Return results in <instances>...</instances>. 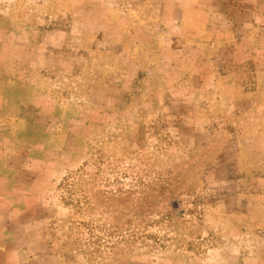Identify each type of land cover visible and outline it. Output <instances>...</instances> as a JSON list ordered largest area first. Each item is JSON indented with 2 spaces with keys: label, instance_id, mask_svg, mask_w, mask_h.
I'll list each match as a JSON object with an SVG mask.
<instances>
[{
  "label": "rangeland",
  "instance_id": "obj_1",
  "mask_svg": "<svg viewBox=\"0 0 264 264\" xmlns=\"http://www.w3.org/2000/svg\"><path fill=\"white\" fill-rule=\"evenodd\" d=\"M211 4L217 10L214 26L221 28L220 17L233 23L228 49L220 52L225 80L231 78L227 72L234 69L232 62L246 57L233 56L235 52L252 51L263 68L264 0ZM40 8L34 4L33 15H40ZM24 9L15 13L22 15ZM224 26L231 27L225 21ZM248 68L235 75L243 81L241 87L231 85L229 91L264 96V73H256L253 65ZM101 72L75 70L63 80L58 102L62 115L83 113L91 102L104 107L103 87L87 84ZM11 89L8 93L17 99L31 94L22 87ZM91 90L97 98L89 101ZM38 103L48 105L41 99ZM19 105L11 110L21 114L16 121L24 130V115L34 120V111ZM116 106L119 115L84 117L81 126L75 118H65L63 127L54 128L50 119L37 117V125L48 126L15 135L13 175L0 183V192L18 195V205L32 210L30 226L22 229L24 264H42L41 258L45 264H181L220 242L222 216L229 217L224 213L230 207L226 195L234 189V130L253 123L261 112L259 102L239 101L235 119H214L208 132L199 119L189 118L200 110L194 100L158 108L142 102ZM5 170L11 171L2 167L0 174ZM72 183L81 206L65 203L66 186Z\"/></svg>",
  "mask_w": 264,
  "mask_h": 264
},
{
  "label": "crops",
  "instance_id": "obj_2",
  "mask_svg": "<svg viewBox=\"0 0 264 264\" xmlns=\"http://www.w3.org/2000/svg\"><path fill=\"white\" fill-rule=\"evenodd\" d=\"M3 1L0 170L10 167L11 171L0 174V183L13 175L15 135L48 126L37 125V117L50 119L54 128L63 127L65 118H75L81 126L86 117L119 115L116 103L142 102L158 108L194 100L200 110L189 118L199 119L208 132L214 119H235L237 103L251 99L259 102L261 112L253 123L235 124L238 137L233 149L237 152L230 163L234 189L226 195L230 207L224 211L229 217L222 216L223 236L216 247L181 264H264V96L228 88L241 87L243 81L235 75L244 74L248 65L258 74L264 73V67L257 64L252 51L235 52L233 56L246 57L232 62L234 69L227 72L231 78L225 80L226 63L220 52L228 49L233 23L220 17L221 28L214 26L213 0ZM34 4L41 7L38 16L33 15ZM23 5V14H16ZM224 21L231 27L225 28ZM235 40L238 43L239 38ZM75 70L102 71L101 77L92 75L95 81L88 78L87 84L103 87V108L91 102L83 113L62 115L59 90ZM16 87L31 94L17 99L8 93ZM94 98L97 95L91 90L87 99ZM39 99L48 105H39ZM13 105L33 108L35 121L32 117L27 121L24 115V130L18 127L16 118L21 119V114L11 110ZM17 196L0 192V264H24L22 229L30 226L32 210L18 205L21 197Z\"/></svg>",
  "mask_w": 264,
  "mask_h": 264
},
{
  "label": "trees",
  "instance_id": "obj_3",
  "mask_svg": "<svg viewBox=\"0 0 264 264\" xmlns=\"http://www.w3.org/2000/svg\"><path fill=\"white\" fill-rule=\"evenodd\" d=\"M66 181V180H65ZM74 185H75V183H72V184H68L66 187H67V190H68V194H69V196L68 197H66L64 200H65V203H67V204H70V203H73V202H77L78 203V205L79 206H81V204H83V201L81 200V199H75L74 197H73V194L74 193H72L73 192V187H74ZM75 191V190H74ZM84 199H85V197H84ZM89 203V200L88 201H86L85 202V204H88Z\"/></svg>",
  "mask_w": 264,
  "mask_h": 264
}]
</instances>
